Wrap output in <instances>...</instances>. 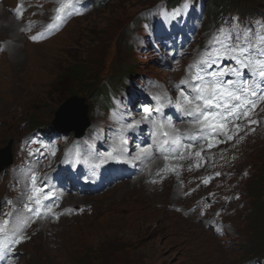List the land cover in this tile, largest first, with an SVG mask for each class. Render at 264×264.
<instances>
[{"label":"rangeland","instance_id":"obj_1","mask_svg":"<svg viewBox=\"0 0 264 264\" xmlns=\"http://www.w3.org/2000/svg\"><path fill=\"white\" fill-rule=\"evenodd\" d=\"M147 5V0H113L108 6L73 20L62 33L44 41L40 47L43 54L35 56L37 49L33 46L36 43L26 36L22 19L16 15L17 20L11 22V8L27 7L25 14L41 23L49 19L44 2H3L0 15L4 13L6 18L5 22L0 18V150H7L9 141L13 140V165L22 157L18 149L21 138L40 127L52 125L56 109L70 98L72 85L67 80L63 82V77L58 80L68 65L83 66L92 72L91 76L100 74L101 80L110 79L116 87L126 77L117 80L123 74L124 66H130L140 74L165 77L164 80H169L168 85L171 84L175 74L159 69L151 55L146 57V53L142 55L128 46L125 24L137 10ZM73 86L78 95H88L85 85ZM96 101L95 96L86 98L91 123L101 118V111L95 110ZM71 134L74 136V132ZM252 139L247 142L253 150L251 157L264 155V140ZM249 158L243 157L238 164L242 172H247L242 187L245 190L259 175V162L249 165ZM178 173L160 175L161 181L152 183L157 176L154 172L150 174L148 169L144 177L116 185L101 195L84 197L83 202L66 200L65 204L74 205L80 214L36 224L28 233L30 240L19 249V264H242L246 260L244 255L257 250V240L264 239V218L255 211L259 202L251 198V192L243 194L237 202L227 198L222 200L221 205L228 211L237 210L223 214L224 221L229 223L227 231L223 236H216L212 229L206 228L205 218H197L190 209L201 202L202 197L212 196L213 188L222 190L223 187L215 184L213 188H198L207 170L198 174L186 168ZM0 178L1 200L16 192L10 184L12 170H7ZM194 189L197 190L191 193ZM151 194L162 198V203L151 210L148 208L149 212L145 214L148 228L118 241L90 231L89 220L101 207L124 197L130 204L129 212L137 213L143 204L146 206L144 199ZM243 200L245 207L240 205ZM104 210L100 216L109 212ZM213 213L221 214L217 208Z\"/></svg>","mask_w":264,"mask_h":264},{"label":"snow or ice","instance_id":"obj_2","mask_svg":"<svg viewBox=\"0 0 264 264\" xmlns=\"http://www.w3.org/2000/svg\"><path fill=\"white\" fill-rule=\"evenodd\" d=\"M73 11L74 4L61 3L56 8L53 22L47 25L48 31L58 28ZM16 15L18 18L22 16L19 9ZM45 35L47 32L30 38L36 41ZM225 59L232 61V64L220 67ZM213 66H216V70H211ZM174 88L179 93L177 111L182 117L188 118L187 129L181 131L170 119L163 116V102L157 103L155 108L147 106L142 108L144 113L142 121L152 125L151 135L156 141V150L165 161L193 157L198 158V161H205L207 157L202 153L206 150L210 151L221 143L233 140L243 141L244 136L240 133L255 132L253 125L261 123V120L256 118L258 116L256 109L264 102V25H260L259 28L251 26L240 28L237 24L232 28L218 29L205 49L188 66L184 78L174 85ZM152 99L160 100L159 97ZM139 124V121H133L130 127L134 130ZM194 147L199 150L193 152ZM150 157L151 153L146 152L145 159ZM134 159H140V154ZM199 166L201 165L198 162L196 167ZM180 167L179 164L166 165L161 171L176 172ZM159 174L158 172L157 175ZM176 174L179 175L178 172ZM210 179L203 182L207 184ZM46 180V175L41 178L38 173H33L29 177L28 191L24 193L26 202L22 206V210L29 214L27 219L22 221L24 227L32 219L40 218L46 213L55 216L52 208L55 206L57 194L46 187ZM47 201L53 203L48 204ZM4 203L10 205L12 201ZM2 207L3 205H0V209ZM42 210H46V213ZM19 214L15 209L4 213L8 217ZM0 237H11L13 245L23 243L28 238L22 234V230L18 232L9 219H0Z\"/></svg>","mask_w":264,"mask_h":264},{"label":"bare ground","instance_id":"obj_3","mask_svg":"<svg viewBox=\"0 0 264 264\" xmlns=\"http://www.w3.org/2000/svg\"><path fill=\"white\" fill-rule=\"evenodd\" d=\"M0 18H2V20H4V22H5L6 17H5L4 13L2 15H0ZM14 20H17V18L12 17V21L10 18L11 22H13ZM35 43H36V45H34L33 47H34V49H37V50L33 55L38 56V55L43 54V52L40 50V47H41V44L44 43V41L43 42H35ZM146 54H148V52ZM62 105L59 107V109L62 107ZM60 123H63V108H62L61 115H60L58 121H54V127L56 128V126L59 125ZM56 137L57 136H56L55 131L53 132V134L51 136L45 137L49 141V147L44 152H39V153L37 152V154H39L40 156L35 157L37 163L40 166L44 167L45 161H49L50 165L56 164L57 160L55 158V155L57 154V144L54 143V140L56 139ZM159 164H160V161H156L149 168H151L152 172H154V170L158 167ZM117 186H115V187H117ZM112 188H114V187H112ZM148 198H150V199H148ZM76 199H77V201L83 202L84 198L76 197ZM161 199H160V197L151 194L150 196H148L147 198L144 199V201L145 200L147 201V202H145V203H147L146 206L143 204L140 207L139 212L130 213L129 212L130 211V204L128 202L124 201V197H121V199H119L118 201H114V203L111 202V205L107 204V206L101 207L96 213H94L92 215L91 219L89 220V222H90L89 225L92 226L90 231L96 235L111 239L112 241L113 240L118 241L119 239L126 240V238L128 236L136 235L137 233L143 231L144 228H146V227L148 228L146 220H145V214L147 212H149V210L153 209L154 207H157L160 203H162ZM72 201L73 202L75 201L73 199V197L72 196L68 197V202L72 203ZM148 208H149V210H148ZM104 209H108L109 212L104 214L103 216H100L105 211ZM98 218H100V219H98ZM40 222L41 221H39L38 223H40ZM78 229L83 230V227H78ZM90 235H92V234H90Z\"/></svg>","mask_w":264,"mask_h":264},{"label":"water","instance_id":"obj_4","mask_svg":"<svg viewBox=\"0 0 264 264\" xmlns=\"http://www.w3.org/2000/svg\"><path fill=\"white\" fill-rule=\"evenodd\" d=\"M79 99L76 96L69 98L62 107L57 111L58 121L61 111L63 108V123L56 126L59 132L76 130L77 134L80 135L81 132L89 125V120L87 118V110L81 107L75 109L77 106V101ZM12 144V143H11ZM13 163V157L11 155V145L7 150H0V172L10 166Z\"/></svg>","mask_w":264,"mask_h":264},{"label":"trees","instance_id":"obj_5","mask_svg":"<svg viewBox=\"0 0 264 264\" xmlns=\"http://www.w3.org/2000/svg\"><path fill=\"white\" fill-rule=\"evenodd\" d=\"M126 72L130 73L131 70L127 69ZM61 77H63V82L64 80H67L72 85L69 90V95L74 94L73 85H79L83 83L87 85L90 93H92L95 90V86H90V83L92 82L91 80L92 76L91 75L89 76L88 71L83 66L69 65L63 70V74H61Z\"/></svg>","mask_w":264,"mask_h":264},{"label":"clouds","instance_id":"obj_6","mask_svg":"<svg viewBox=\"0 0 264 264\" xmlns=\"http://www.w3.org/2000/svg\"><path fill=\"white\" fill-rule=\"evenodd\" d=\"M261 183H262V185L264 186V169L262 170V173H261ZM212 231H213V229H212ZM263 247H264V245H263Z\"/></svg>","mask_w":264,"mask_h":264}]
</instances>
